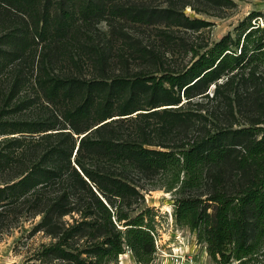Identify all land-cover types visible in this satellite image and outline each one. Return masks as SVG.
Returning a JSON list of instances; mask_svg holds the SVG:
<instances>
[{
  "label": "trees",
  "instance_id": "16d2710c",
  "mask_svg": "<svg viewBox=\"0 0 264 264\" xmlns=\"http://www.w3.org/2000/svg\"><path fill=\"white\" fill-rule=\"evenodd\" d=\"M169 2L157 9L122 0H0V81L4 75L14 80L7 95L0 90V202L34 205L44 213L45 225L83 208L90 218L85 220L91 228L88 235L106 237L107 246L98 243L92 249L97 257H118L125 237L138 262L147 264L155 251L149 210L131 216L123 204L139 195L137 176L154 179L172 173L175 183L185 172L182 189L205 182L207 200L215 205L209 212L201 197L178 198L177 221L208 243L213 259L220 257L225 264L235 257L244 264L246 255L264 240V126L259 125L264 121L254 119L264 112V25L260 14L251 12L235 39L228 34L205 51H195L192 63L182 70L111 75L113 60L127 63L130 56L157 55L118 30L112 32L113 40L97 42L90 33L92 21L108 13L114 21L129 18L146 25L198 24L179 14L174 0ZM80 11L81 23L76 18ZM87 64L98 73L83 74ZM27 82L47 105L36 117H11V102ZM196 97L221 99L232 114L237 108L243 115L251 110L258 115L249 126L208 130L188 149L145 145L153 130L141 126L133 113L141 106L178 105L138 112L136 117L153 114L164 119L163 128L189 127L192 116L203 117L201 112L183 111ZM217 107L210 115L227 120V112ZM114 220L124 223V231ZM72 233L67 230L63 238L70 239ZM50 250L67 255L60 243Z\"/></svg>",
  "mask_w": 264,
  "mask_h": 264
},
{
  "label": "rangeland",
  "instance_id": "374dc122",
  "mask_svg": "<svg viewBox=\"0 0 264 264\" xmlns=\"http://www.w3.org/2000/svg\"><path fill=\"white\" fill-rule=\"evenodd\" d=\"M175 8L179 14H184L191 21H198L195 26L177 24L171 21L154 24H142L132 21L129 18H118L116 21L106 13L103 17L92 21L90 33L96 38L105 42L107 39H114L112 32L122 31L129 35L131 40L141 41L140 43L147 49L154 51L157 56H130L127 63H118L113 60L111 63V75H136L138 73H154L161 75L165 71H178L190 65L194 59L195 51L203 52L215 42L221 40L228 34L235 39L239 32V26L243 20L253 11L260 14L257 18L264 25V0H174ZM125 5L135 4L136 6H150L161 9L169 5V0H122ZM84 4H79L78 9L82 10ZM173 7V4H171ZM82 11L76 12V18L81 23ZM83 34L88 35V30H83ZM175 41V42H173ZM40 50L42 44L39 46ZM82 73L87 77H92L98 73L94 67L87 64L82 68ZM29 81L32 77L29 75ZM14 80L9 75H4L0 81V90H5L8 94L13 86ZM214 87L211 88V94ZM233 97V96H232ZM37 99L31 102V99ZM27 101L23 104L24 101ZM182 101L187 99L182 96ZM21 103L23 105H21ZM43 103V104H42ZM199 103L200 105H197ZM42 104V105H41ZM47 102L38 99L36 92L31 84L27 82L20 88V92L11 102L9 116L15 118H32L41 115ZM178 105H161L159 107L141 106V110L133 113V117L139 118L141 126L152 128L148 143L146 146L152 149L180 151L188 149L194 140L200 139L208 130L219 128L239 129L251 124L252 117H256V110H251L248 115H243L237 108L234 112L224 108L221 99L210 101L204 97H196L191 104H186L183 111L186 113L201 112L203 117L199 119L192 116V124L189 127L173 126L163 128V122L157 115L148 119L145 117H136L137 113H147L155 110L162 112L164 108L177 107ZM216 106L219 110L226 111L222 114L225 118L210 115L216 112ZM19 107H22L19 109ZM52 107V106H50ZM9 108V109H10ZM16 109V110H14ZM256 115V116H255ZM254 119L264 121V112ZM167 119H174L171 115H166ZM118 117V116H117ZM116 118V117H115ZM253 119V120H254ZM229 120V121H228ZM230 121L232 125L230 124ZM217 122V125L215 123ZM148 123H151L149 125ZM153 123V124H152ZM230 124V125H228ZM129 125V124H127ZM174 125V123L172 124ZM179 125V124H177ZM264 126V123L259 124ZM131 127L133 125H130ZM134 127V126H133ZM135 129V128H134ZM19 135V134H13ZM9 135V136H13ZM27 137L30 134L25 133ZM37 135V134H34ZM37 139V137H35ZM142 139V138H141ZM174 174H159L154 179H144L136 177V183H139V195L129 204H123L125 212L131 216L138 215L141 212L146 214L147 221L150 223L155 238L159 241L157 252L152 258V262L147 264H173L167 261L163 249L167 253L171 252V247L180 245V241L190 248V254L193 255L194 264H221L220 257L218 260L213 259L208 251V243L199 239L197 232L183 223H179L175 216L176 200L182 197L194 196L201 197L203 205L208 206V211L212 212L214 203L207 200L208 187L204 182L203 185L189 189H182V181L186 179L185 172L180 174V182H175ZM2 183V182H0ZM0 186H3L0 184ZM50 196L54 191H49ZM105 200V198H103ZM106 201V200H105ZM115 210V209H114ZM85 210L69 213L63 217H55L52 225H45L43 220L44 213L37 212L34 205L15 206L9 202H0V264H145L139 263L132 248L126 245L125 237H122L123 252L114 257L105 255L97 257L92 249L101 244L105 247L106 237L92 239L89 234L90 227L85 224ZM151 218V219H150ZM118 229L126 228L124 223H117ZM79 228H76L77 226ZM71 229L72 235L63 238L64 233ZM68 238V239H67ZM60 243L65 249L66 254L59 251L50 250L53 245ZM94 246V247H93ZM233 248V246H231ZM230 255L231 251L226 252ZM244 264H264V240L256 244L244 258ZM235 257H230L225 264H238Z\"/></svg>",
  "mask_w": 264,
  "mask_h": 264
},
{
  "label": "built area",
  "instance_id": "2783aa9c",
  "mask_svg": "<svg viewBox=\"0 0 264 264\" xmlns=\"http://www.w3.org/2000/svg\"><path fill=\"white\" fill-rule=\"evenodd\" d=\"M152 234L155 236L154 232H152ZM158 243L159 241L155 238V251L153 253V257H155L154 255L157 252ZM179 243L180 245L171 247L170 253H167V251L163 249L162 253H164L165 257L167 258L166 260L172 262L173 264H194L193 255L190 254V248H187V246L184 245L181 241Z\"/></svg>",
  "mask_w": 264,
  "mask_h": 264
}]
</instances>
